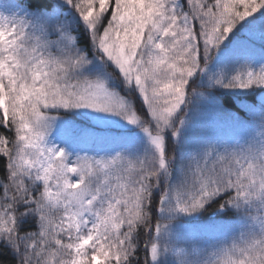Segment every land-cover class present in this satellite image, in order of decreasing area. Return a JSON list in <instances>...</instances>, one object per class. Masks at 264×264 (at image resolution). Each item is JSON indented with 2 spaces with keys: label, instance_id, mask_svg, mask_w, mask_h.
<instances>
[{
  "label": "snow or ice",
  "instance_id": "snow-or-ice-1",
  "mask_svg": "<svg viewBox=\"0 0 264 264\" xmlns=\"http://www.w3.org/2000/svg\"><path fill=\"white\" fill-rule=\"evenodd\" d=\"M0 264H264V0H0Z\"/></svg>",
  "mask_w": 264,
  "mask_h": 264
},
{
  "label": "trees",
  "instance_id": "trees-1",
  "mask_svg": "<svg viewBox=\"0 0 264 264\" xmlns=\"http://www.w3.org/2000/svg\"><path fill=\"white\" fill-rule=\"evenodd\" d=\"M207 215V214H206Z\"/></svg>",
  "mask_w": 264,
  "mask_h": 264
}]
</instances>
